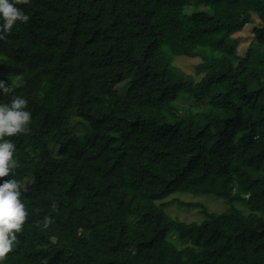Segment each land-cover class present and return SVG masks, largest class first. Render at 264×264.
I'll return each mask as SVG.
<instances>
[{"label": "trees", "instance_id": "1", "mask_svg": "<svg viewBox=\"0 0 264 264\" xmlns=\"http://www.w3.org/2000/svg\"><path fill=\"white\" fill-rule=\"evenodd\" d=\"M16 6L28 20L0 39V78L19 86L0 101L23 96L32 120L0 179L19 181L27 217L0 264H264V0ZM178 56L200 59L198 79Z\"/></svg>", "mask_w": 264, "mask_h": 264}, {"label": "clouds", "instance_id": "2", "mask_svg": "<svg viewBox=\"0 0 264 264\" xmlns=\"http://www.w3.org/2000/svg\"><path fill=\"white\" fill-rule=\"evenodd\" d=\"M16 5L17 0H0V39L11 32L18 22L28 20L25 12ZM18 86L17 82L9 83L6 79L0 78V94H8L13 87ZM27 105V99L20 95H12L7 102L0 101V178L9 177L17 167V160L14 157L15 144L8 137L30 130L32 114ZM21 195L17 179H0V261L12 249L16 233L21 231L27 217ZM51 222L50 217H44L45 227Z\"/></svg>", "mask_w": 264, "mask_h": 264}, {"label": "rangeland", "instance_id": "3", "mask_svg": "<svg viewBox=\"0 0 264 264\" xmlns=\"http://www.w3.org/2000/svg\"><path fill=\"white\" fill-rule=\"evenodd\" d=\"M191 11L196 9L191 8ZM260 25V19L256 13H253V22L247 24L241 31L235 33V37L238 40V53L241 56H244L249 50L253 42L256 41L254 36L255 27ZM200 62L199 58H190L186 56L175 57L174 63L179 65L182 69L190 74H195L196 65ZM195 79H198V76L195 74ZM178 198L184 202H191L195 204L204 205L209 211L223 212L229 208L228 203L220 198H217L209 194H193V193H177L171 196V198ZM238 206V204L236 203ZM167 212L172 216L179 218L182 221H201L204 215L200 212L198 206L187 208L186 206L179 205L174 202L169 207L166 208ZM174 239L178 242L179 245H182L179 240Z\"/></svg>", "mask_w": 264, "mask_h": 264}]
</instances>
